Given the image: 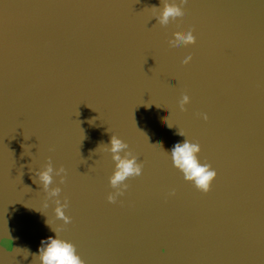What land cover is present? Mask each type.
Segmentation results:
<instances>
[{
    "label": "water",
    "instance_id": "95a60500",
    "mask_svg": "<svg viewBox=\"0 0 264 264\" xmlns=\"http://www.w3.org/2000/svg\"><path fill=\"white\" fill-rule=\"evenodd\" d=\"M164 3L0 0V264H39L52 229L83 264H264V0H190L168 24ZM113 134L143 175L110 202ZM185 139L207 192L173 164Z\"/></svg>",
    "mask_w": 264,
    "mask_h": 264
},
{
    "label": "clouds",
    "instance_id": "9594fccd",
    "mask_svg": "<svg viewBox=\"0 0 264 264\" xmlns=\"http://www.w3.org/2000/svg\"><path fill=\"white\" fill-rule=\"evenodd\" d=\"M187 4L188 0H180L179 4L175 0H171V2L165 0L158 17L160 22L168 24L170 20H183L185 17L184 9L187 7ZM195 41L196 37L193 31L189 29L182 34H177L174 40L169 41V44L173 49H178L185 45L194 44ZM191 58L190 55L186 56L182 62L187 64ZM189 100L190 97L187 94L182 95L179 101L181 110L184 109ZM204 118L207 119V116L205 115ZM109 145L108 150L112 153V159L115 161V167L109 177V183L115 191L107 195V199L111 202L116 200L117 195H122L128 187L127 183H125L126 178L130 176H142L143 169L141 164L137 162V157L130 151H125L128 145L119 136L115 134L111 135ZM199 151L200 145L187 139L182 144L176 142L170 149L173 164L183 173L184 179L193 182L194 186L199 190L207 192L217 173L211 165L201 164L197 161L196 153ZM121 152H124V155H121ZM60 171H64V169H60ZM52 173L53 168L51 165L44 167L38 173L39 181L45 189L52 183ZM58 192V188L52 189L53 195ZM66 207V200L64 203L57 201L54 209L56 217L62 219L64 222H68L70 219L64 212ZM52 232L54 233L53 235L41 239L37 252L33 253L35 257H38L39 264H83L73 244L68 240L61 239L56 230L52 229ZM0 248L13 251V238L10 235H0ZM161 251H167V249L162 247Z\"/></svg>",
    "mask_w": 264,
    "mask_h": 264
},
{
    "label": "snow or ice",
    "instance_id": "6c2138e0",
    "mask_svg": "<svg viewBox=\"0 0 264 264\" xmlns=\"http://www.w3.org/2000/svg\"><path fill=\"white\" fill-rule=\"evenodd\" d=\"M189 2H190V0H188V4H187V6L189 5ZM162 248V247H161ZM161 248H160V251H161ZM163 248H165V247H163ZM166 249V248H165ZM164 252H166V251H161V253H164Z\"/></svg>",
    "mask_w": 264,
    "mask_h": 264
}]
</instances>
